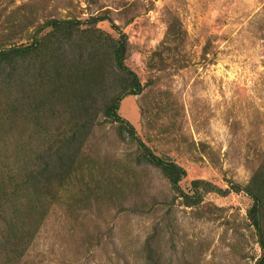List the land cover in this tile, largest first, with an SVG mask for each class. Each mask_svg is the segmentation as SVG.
Instances as JSON below:
<instances>
[{"label": "rangeland", "instance_id": "374dc122", "mask_svg": "<svg viewBox=\"0 0 264 264\" xmlns=\"http://www.w3.org/2000/svg\"><path fill=\"white\" fill-rule=\"evenodd\" d=\"M263 185L264 0H0V264H262Z\"/></svg>", "mask_w": 264, "mask_h": 264}, {"label": "trees", "instance_id": "16d2710c", "mask_svg": "<svg viewBox=\"0 0 264 264\" xmlns=\"http://www.w3.org/2000/svg\"><path fill=\"white\" fill-rule=\"evenodd\" d=\"M113 107V106H112ZM112 107H110V111L112 109ZM116 111H117V107L114 108L112 110V115H116ZM175 183L177 184L179 182V180H174ZM263 188H252V190L254 191L253 195L255 197V199L258 201L260 209H262V211H264V185L262 186ZM256 223V222H255ZM257 229L258 231H260V235H261V240H262V247L264 249V232H263V228L260 224H257ZM264 259H262V261L260 263L264 264L263 261Z\"/></svg>", "mask_w": 264, "mask_h": 264}]
</instances>
